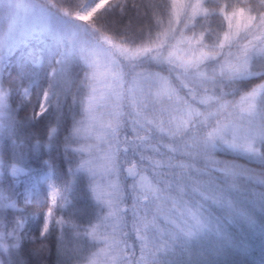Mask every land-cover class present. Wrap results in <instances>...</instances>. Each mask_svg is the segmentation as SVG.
Returning a JSON list of instances; mask_svg holds the SVG:
<instances>
[{
    "label": "snow or ice",
    "instance_id": "6c2138e0",
    "mask_svg": "<svg viewBox=\"0 0 264 264\" xmlns=\"http://www.w3.org/2000/svg\"><path fill=\"white\" fill-rule=\"evenodd\" d=\"M150 7L148 23L131 36L106 20L126 14L127 0H0V177L13 178L7 187L0 180V257L9 264L28 239L17 215L15 179L31 175L26 154L56 147L68 115L67 174L43 161L44 181L57 205L68 203L80 174L88 177L103 215L82 233L74 231L103 247L83 264H214L212 257L229 248L247 249L230 224L264 233V219L258 223L256 215L264 214V192L246 188L264 185V172L218 158L230 153L264 166V0H160ZM37 49L55 58L50 71L42 58H28ZM74 60L83 65V78L66 113ZM13 68L27 81L16 107L5 87ZM33 96L32 114L17 119ZM50 112L55 123L47 126L46 143L37 140L26 153L15 138L17 127H33ZM33 193L25 190V203ZM50 222L51 208L37 255L49 250ZM63 224L55 220L53 228ZM209 237L210 247H195ZM79 251L70 254L57 238V264H69Z\"/></svg>",
    "mask_w": 264,
    "mask_h": 264
},
{
    "label": "trees",
    "instance_id": "16d2710c",
    "mask_svg": "<svg viewBox=\"0 0 264 264\" xmlns=\"http://www.w3.org/2000/svg\"><path fill=\"white\" fill-rule=\"evenodd\" d=\"M84 0H74V3L82 4ZM223 2V0H221ZM160 3V0H127L128 10L126 14L120 15L117 13L116 16L106 17L107 22L114 26V30L128 29L129 35L138 36L139 28L141 25H146L149 18L152 16L151 5ZM137 5L138 7H133ZM103 13V12H102ZM98 16H100L102 14ZM147 13V16L145 15ZM97 16V17H98ZM179 25L178 27H180ZM224 27L227 29V21H224ZM29 59H43L44 70L50 71L49 61H52L51 67H55L54 57H49L47 52L41 53L36 51L33 56L28 57ZM81 63H75L71 65L69 72L70 83L67 85L68 93L65 102V112L67 113V105H70L72 91L71 89L79 83L83 77V72L80 71ZM27 86V81H22L15 68L12 69L11 79L5 80V87L11 88L12 95L10 103L13 107L20 102V96L18 95V90L22 87ZM47 85L45 84V87ZM229 99H233L229 97ZM235 99H239L237 96ZM35 104V97H32V103L25 101L24 107L17 114V119L23 120L26 116L32 114L33 106ZM38 111V107L36 109ZM51 123H55V114L50 112L45 114L44 117L34 122L33 127L23 128L17 127L16 129V140L24 146L27 153V146L29 144L36 143L39 140L42 144L46 143L47 126ZM71 124V116L68 115L66 120L61 125L58 139L56 141V147H44L40 152L35 154H26L24 166L26 170L31 172V175H20L15 179V190L19 194V212L18 217L21 218L25 223L24 232L27 234L28 239L25 241V245L22 251L14 255L11 260V264H57V253H56V240L60 236V231L57 225L53 228L54 221L57 220L59 216L68 217L72 216L79 222L84 224L92 222L95 218L92 215L94 212V201L93 195L89 191L88 187V177L84 174H80V180L73 184L72 191L69 194L68 200L72 202V206L68 204L69 207L63 206L62 203L56 206H52L48 187L45 182L42 181L46 173V168L43 165V161H50L55 165L57 171L62 177L66 176L67 170L69 168L68 160L65 158L64 154V137L65 129ZM4 148L6 156L10 155L11 148L10 143L5 141ZM73 147H76L74 145ZM73 159H78L79 154H74ZM219 159H236L238 163L245 164L247 167L255 169L257 172H264V166L258 163H248L243 158L234 157L233 154H219ZM70 178V177H69ZM3 180L4 186L7 187L9 183L13 182V178L9 177L7 179L0 177ZM131 182V179L128 181ZM32 188L34 189L33 198L31 202H24L25 190ZM246 188L248 189V194L252 191L257 193L264 192V185L247 183ZM52 210V225H50L51 235L48 241V251L43 254H35V249L40 247L39 238L40 230L45 223L48 210ZM258 223L260 220L264 219V214L259 213L257 210ZM131 214H128L130 219ZM230 231H232L238 238L243 239L247 244L246 251H240L235 248H229L222 255L213 256L214 264H264V233H262L258 228L249 229L247 225H241L239 223L230 224ZM129 231L130 227H129ZM35 237L37 243H32V238ZM134 236L129 240L132 243ZM138 251V248H137ZM0 260L4 261V264H9V258L7 256L0 257Z\"/></svg>",
    "mask_w": 264,
    "mask_h": 264
},
{
    "label": "rangeland",
    "instance_id": "374dc122",
    "mask_svg": "<svg viewBox=\"0 0 264 264\" xmlns=\"http://www.w3.org/2000/svg\"><path fill=\"white\" fill-rule=\"evenodd\" d=\"M25 3L28 4H32V3H40L41 0H24ZM82 4H92L93 2L98 3L100 2V0H84L82 1ZM81 4V3H80ZM108 7V6H106ZM100 12H104V9H100L98 10V12L96 14H94V18L97 17ZM22 15H24L23 11L21 13ZM28 15L30 16L31 13L29 12ZM83 23V22H81ZM179 25H177L178 27ZM37 51H39V49H37ZM75 63H80L77 60H74L73 64ZM70 65V68H71ZM82 65V64H81ZM83 66V65H82ZM83 78V77H82ZM79 87V83L75 86V88L71 89L72 91V95H77V89ZM73 98V97H71ZM72 104V99L70 101V105ZM79 108V106L77 105V109ZM43 182L44 178L42 179ZM45 184H47L45 182ZM93 201H94V212H92L93 217L95 218L92 222H88L86 224H84L83 222H79L76 219H73L72 216L65 217V216H59L57 217V220H63L64 224L63 225H57L60 231V236L61 238L64 240V244L65 247L69 250V253L71 254V250L74 248L79 247L80 251L78 255H72L71 260L69 261V264H83V257L87 256L89 254V252L91 251H95L97 248L103 247V243L100 240H92L91 238H84L83 236H81L79 239L76 237L75 235V231H74V226L76 229H79L80 232L82 233L84 229L89 228L91 225L98 223V219L99 217H101L103 215L102 211H101V205L98 204L97 200L93 197ZM63 206L69 207V205H73L71 201L68 200L67 204L62 203ZM52 206H56L57 205H53L52 203L50 204ZM50 225H52V222L49 223V229H50ZM25 228V223L23 224V230ZM63 229V231H62ZM104 231L103 228L100 229V232L102 233ZM85 240H87V243H85ZM212 244V238L209 237L208 239L205 240H201L200 244L198 246L195 247H210ZM93 245H95V247H93ZM186 259V258H185ZM193 259H195V255L193 256ZM213 259V258H212Z\"/></svg>",
    "mask_w": 264,
    "mask_h": 264
},
{
    "label": "water",
    "instance_id": "95a60500",
    "mask_svg": "<svg viewBox=\"0 0 264 264\" xmlns=\"http://www.w3.org/2000/svg\"><path fill=\"white\" fill-rule=\"evenodd\" d=\"M130 179V178H129Z\"/></svg>",
    "mask_w": 264,
    "mask_h": 264
}]
</instances>
